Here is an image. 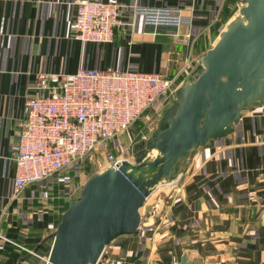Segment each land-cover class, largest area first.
Instances as JSON below:
<instances>
[{"label": "crops", "instance_id": "obj_1", "mask_svg": "<svg viewBox=\"0 0 264 264\" xmlns=\"http://www.w3.org/2000/svg\"><path fill=\"white\" fill-rule=\"evenodd\" d=\"M79 1L0 0V264H46L67 202L56 178L13 199L15 132L38 75L113 68L175 77L186 67L191 75L243 0H93L119 6L131 24L100 44L72 37ZM135 7L178 8L185 24L148 27ZM173 185L162 204L170 224L149 218L137 235L113 241L103 264H180L183 255L193 264H264V107L199 150Z\"/></svg>", "mask_w": 264, "mask_h": 264}, {"label": "water", "instance_id": "obj_2", "mask_svg": "<svg viewBox=\"0 0 264 264\" xmlns=\"http://www.w3.org/2000/svg\"><path fill=\"white\" fill-rule=\"evenodd\" d=\"M242 4L162 110L135 163L97 173L69 203L46 264H99L113 241L138 234L140 210L157 188L178 180L199 150L230 135L244 112L264 107V0ZM180 264L193 262L183 255Z\"/></svg>", "mask_w": 264, "mask_h": 264}, {"label": "built area", "instance_id": "obj_3", "mask_svg": "<svg viewBox=\"0 0 264 264\" xmlns=\"http://www.w3.org/2000/svg\"><path fill=\"white\" fill-rule=\"evenodd\" d=\"M133 10L143 17L146 26L154 29L178 30L185 24L178 8ZM130 25L123 20L117 5L80 0L72 37L83 43H108L117 29ZM185 37L191 39V32ZM188 72L186 67L177 76L168 77L138 70L83 68L74 74H39L36 94L26 100L25 113L15 132L13 199L19 198L29 186L54 178L66 187L69 180L59 176L64 170L129 131L151 110L161 115L183 84L180 77L189 76ZM136 153L125 156L107 150L96 164V173L118 169L124 161L135 163ZM65 187L60 193L67 198L69 189ZM176 188L174 192L178 191ZM163 202L160 197L154 207L165 218L162 224L168 226L170 220L164 213Z\"/></svg>", "mask_w": 264, "mask_h": 264}, {"label": "rangeland", "instance_id": "obj_4", "mask_svg": "<svg viewBox=\"0 0 264 264\" xmlns=\"http://www.w3.org/2000/svg\"><path fill=\"white\" fill-rule=\"evenodd\" d=\"M160 121V113L151 110L147 115L142 116L129 131L107 142L104 146L97 147L89 156L76 162L72 168L64 170L59 176L69 180L68 183H65L66 187L62 184L66 189H69V191L67 192V202H64V208L61 212L66 211L69 203L80 197L81 190L86 182L97 174L96 164L98 160H101L105 151L112 150L119 155L131 156L134 152L138 151L139 145L143 143V141H146L151 133L158 129ZM176 186L170 184L162 185L147 198L144 206L140 210L142 218L140 226L149 218L154 220L153 226H156L157 220L159 219V211L156 210L154 206L159 202L160 197L172 192L175 193L174 190ZM105 256L106 252H104L99 264L105 262ZM32 258L37 262V258L34 256Z\"/></svg>", "mask_w": 264, "mask_h": 264}, {"label": "trees", "instance_id": "obj_5", "mask_svg": "<svg viewBox=\"0 0 264 264\" xmlns=\"http://www.w3.org/2000/svg\"><path fill=\"white\" fill-rule=\"evenodd\" d=\"M64 212H65V211H64ZM60 221H61V220H60ZM60 221H59V222H60Z\"/></svg>", "mask_w": 264, "mask_h": 264}]
</instances>
